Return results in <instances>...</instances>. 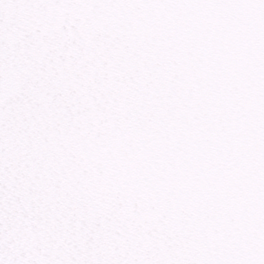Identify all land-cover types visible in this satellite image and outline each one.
Instances as JSON below:
<instances>
[{"label": "snow or ice", "instance_id": "snow-or-ice-1", "mask_svg": "<svg viewBox=\"0 0 264 264\" xmlns=\"http://www.w3.org/2000/svg\"><path fill=\"white\" fill-rule=\"evenodd\" d=\"M0 264H264V0H0Z\"/></svg>", "mask_w": 264, "mask_h": 264}]
</instances>
